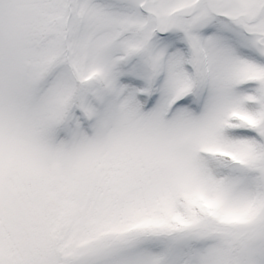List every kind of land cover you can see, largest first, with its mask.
I'll return each mask as SVG.
<instances>
[{"label":"snow or ice","instance_id":"6c2138e0","mask_svg":"<svg viewBox=\"0 0 264 264\" xmlns=\"http://www.w3.org/2000/svg\"><path fill=\"white\" fill-rule=\"evenodd\" d=\"M0 264H264V0H0Z\"/></svg>","mask_w":264,"mask_h":264}]
</instances>
